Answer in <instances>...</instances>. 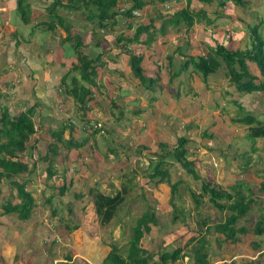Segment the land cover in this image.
Returning <instances> with one entry per match:
<instances>
[{
	"label": "rangeland",
	"instance_id": "374dc122",
	"mask_svg": "<svg viewBox=\"0 0 264 264\" xmlns=\"http://www.w3.org/2000/svg\"><path fill=\"white\" fill-rule=\"evenodd\" d=\"M57 1L66 4L68 0H20V8H16L17 0H10L13 6L9 5L12 7V17L18 23L20 14H37L35 3L45 2L48 5L49 2ZM69 1L74 14L65 17L62 4L56 6L53 12L54 20L57 17L63 19L61 23L62 26L67 24L68 36L74 37L72 41L64 42L65 47L54 38L62 33L56 22L54 26L58 30L51 32L49 36L41 34L37 38L25 39L17 31L13 36L6 33L4 42L7 44V38L12 37L20 49L37 53L46 73L51 74L58 67L64 70V82L57 89L61 99L73 98L74 92L79 95L82 91L80 88L88 86L70 76L72 71L80 73L77 56L85 55L86 59H93L90 66L94 74H90L89 78L94 84L88 88L92 98L86 104L92 110L84 113V127L88 128L89 133L102 126L103 129L93 135L100 140V147H105L102 134L106 130L114 135L111 138L120 144V150L116 152V156L109 155L105 150L97 155L91 142L93 136L89 137L90 133L84 136L85 131H77L73 138L82 146L71 151L63 146L64 140L56 142L49 135V131H61L60 128L55 129L50 122L43 118L37 120L34 115L31 119L36 132L21 158L30 172L17 178L19 182L27 179L25 190L32 195L34 206L25 221L18 220L11 213L0 216L1 231L7 226L18 233L9 239L7 245L0 239V264H67L63 261L65 257L72 259L69 264H102L111 246H115L124 257L132 229L145 212L152 214L156 220L140 240V246L152 256L147 264H161L157 261L159 254L177 248L182 249L183 255H190L195 243L187 244V241L196 237L199 231L207 242L209 264H264V236L255 237L249 233L239 236L240 242L234 245L215 240L223 237L216 234L212 226L224 217L226 211L219 212L214 209L207 201L208 196L200 191L203 182L226 188L242 180L258 199L257 204L251 207L237 225L249 229L259 215L264 216V196L257 191L258 184L264 179V139H251L244 125L231 122L232 119L248 113L246 109L239 107L248 106L241 104L245 93L229 87L222 68L209 75L206 84L201 83L200 76L195 75L191 66L178 76L169 75L170 71L178 72L186 58L202 56L210 47L214 48L215 44L225 45L232 50L248 48V28L255 25L264 44V0H240L241 3L236 5L230 0H214L208 5L194 3L189 10H204L209 22L201 20L187 31H183L185 27L180 26L173 29L169 22L163 27L164 35L159 33L161 19L165 16L170 19L174 12L184 6V0L164 3L159 0H145L151 2L142 10H135L133 18L126 20L118 14L117 25L105 29L98 27L95 19L88 21L86 16L94 12L92 7L83 6L81 1ZM117 1L115 8L118 11L130 6V0ZM41 19L49 22L44 16ZM149 23L151 26L148 32L141 34L137 43L125 46L124 43L116 41L119 35L124 38L131 37L138 25ZM127 24H131L132 28H127ZM92 29L96 38H91L88 34ZM148 35L151 40L144 44ZM74 41L79 42L80 46L73 48L71 44ZM95 43L98 44L97 47H93ZM0 51L3 52L1 46ZM104 51L112 57V61L102 56ZM131 53L145 57L142 61L143 68L147 71L144 73L145 78L152 77L148 72L158 75L157 81L151 87L153 93L145 90L137 79H131L132 73L129 75L127 72L125 76ZM97 54L101 56L98 57ZM20 63L23 66L25 60H20ZM246 65L250 75L256 77L255 83L259 82L261 78L255 66L248 62ZM1 68L4 71L10 69L7 62ZM115 71L122 75L118 78L120 93L138 91L141 105L139 101L138 104L134 103L129 96H125L126 101L119 100L116 90L106 86L113 79ZM12 72L16 74L17 70L12 69ZM103 78L106 79L105 82ZM258 93L251 94L259 97L264 104V93ZM230 98L239 104L235 101L234 104ZM74 101L76 102L75 99ZM96 101H101L98 106L93 105ZM17 106L18 104L14 106V113L17 112ZM134 106L137 108L134 109ZM249 110L251 116L259 119V113L254 111L257 109ZM133 111L141 114H134ZM221 115L223 118L224 115L227 117V120L221 117L222 123L219 120ZM261 115L259 120L264 122V109ZM150 118L152 120L149 122ZM131 122L137 123V126ZM132 126L135 129H131ZM141 127L146 129V134L140 133L142 139L138 137L135 141L137 136L129 137L130 129L134 133ZM182 136L187 139L185 155L192 162L191 168L197 173V180L167 154L175 147L176 138ZM206 136L208 137L205 138ZM35 139L37 144L33 149L31 146ZM84 140L85 144L91 145L85 146ZM49 142L50 145H55L54 155L47 154ZM162 143H165L162 147L158 146ZM253 147L255 152H251ZM38 154H47V160H52V166L49 167L51 175L48 176L45 170L48 161L40 160ZM162 157V168L167 171L168 178L161 183H155L158 178H150L149 174L153 165ZM247 160L248 169H242ZM173 182H177V185L174 193L170 194L168 184ZM63 184L66 188L60 193L59 188ZM122 188L125 190L123 201L116 208L114 216L108 223H100L94 212L93 194L112 196ZM191 194L200 201L198 206L194 205ZM7 200L11 203L17 202L15 189L5 180L0 183V206ZM173 216L176 217L175 220L172 219ZM3 235L0 234V237L4 238ZM255 244H258L257 248L253 246ZM54 260L58 261L53 263ZM189 260L190 258L183 257L166 264H190Z\"/></svg>",
	"mask_w": 264,
	"mask_h": 264
},
{
	"label": "trees",
	"instance_id": "16d2710c",
	"mask_svg": "<svg viewBox=\"0 0 264 264\" xmlns=\"http://www.w3.org/2000/svg\"><path fill=\"white\" fill-rule=\"evenodd\" d=\"M77 2H82L83 6H90L93 8L94 12L88 17V21L95 19V24L100 28H106L107 25L114 26L117 24L115 20L116 16L122 15L123 18L131 19L133 18V12L135 10H140L144 5V2L141 0H132L131 5L121 11L115 9L117 0H76ZM163 2V0H159ZM192 0H184V8L174 12L170 16V19L166 18L167 22H170L174 27L179 26L180 24L185 27V31L189 30L194 23H200V21L209 22V19L206 17L204 10H198L197 12H192L189 10V4ZM199 3L210 4L214 0H195ZM226 1V0H225ZM233 5L240 4V0H230ZM69 0L66 5H60L63 8L71 7ZM51 3L49 6V14L53 15L55 10V4ZM58 5V4H57ZM20 0H17L16 8H20ZM79 10V8L77 9ZM88 10V9H87ZM90 10V9H89ZM91 11V10H90ZM173 16V17H172ZM168 17V16H167ZM60 26L62 19L57 17L56 20ZM55 20L50 19V25H54ZM49 26V27H51ZM151 23L148 25H138L131 37H123L119 35L116 38L118 43H124L125 46L132 45L138 42L139 36L143 33H147ZM163 27V24H161ZM48 27V26H47ZM131 24H127V28H130ZM63 30L67 35L62 39L64 42H70L73 38L68 36V26H62ZM162 29L160 30V32ZM249 32V47L244 50H232L231 48L226 47L222 44H215V47H210L208 51L202 56L188 57L186 58L181 66L179 67L178 72H169L170 77L177 76L183 70H186L188 66L192 67V71L200 76L201 81L205 82L207 76L215 73L219 69H224V74L229 83H231L237 92L242 93H254V92H264V44L260 34L257 32V26L248 28ZM150 35L144 41V44L150 42ZM77 44V45H76ZM97 44V43H96ZM73 48L79 47V42H73L71 44ZM98 45V44H97ZM123 46V47H125ZM127 52V50H125ZM93 59H86L85 55H78L77 62L79 63L78 67L80 69V75L84 83L88 84L87 87H81L82 90L79 95L74 92L73 98L79 104L80 109L84 113L88 110V100L92 98L91 92L88 89L93 84V81L89 78L90 74L93 75V69L90 64L93 63ZM142 56L129 54V69L133 77L140 81L141 85L144 86L145 90L153 89L151 88L153 84L157 81L155 78H145L143 74V68L141 66ZM246 62L254 64L256 67L261 80L255 83L256 77L250 75L247 70ZM91 68V70H89ZM74 69L76 67L74 66ZM89 70V71H88ZM91 81V82H90ZM144 81V82H143ZM73 92V90H72ZM236 104L234 101H232ZM84 107V108H83ZM240 107V106H239ZM34 114V108L29 107L23 112H20L16 115H10L7 110H4L0 113V183L2 181H8L9 185L15 189V199L16 203H11L6 201L4 205L0 206L1 214H15L16 218L20 221H25L28 219L30 212L34 206V200L30 194L25 190L27 184V179L17 181V178L21 175H28V165L24 163L21 158L28 148L29 140L32 138L36 129L32 122V117ZM232 123H238L249 126L248 135L251 139H264V125H261L254 117L251 115L245 114L240 118L232 119ZM96 131H101L99 128H95L90 134H95ZM69 131L68 140H62V129L61 131L51 132V137L56 142H63V146L67 149H78L82 144L75 142L71 133ZM89 134V135H90ZM206 136L205 138H207ZM86 140H84L85 144ZM187 139L185 137H178L175 140V147L171 152H167L168 155L172 156L179 165L182 166L186 173H188L193 179H198L197 173L191 168L192 162L186 159L185 144ZM48 144L47 154L53 153L54 144ZM165 143H162L158 146H163ZM50 147V148H49ZM32 148V146H31ZM255 148H251V152H255ZM38 154L40 160L48 161L46 167V173L51 175V170L49 169L52 166V160H47L48 155ZM163 157L151 168V173L149 174L150 178H158L155 180V183H161L164 180H167V171L165 168H162ZM249 160V159H248ZM248 160L243 164L242 169H248L249 162ZM169 185L170 194L174 193L177 182H173ZM65 184L59 188V192L62 193L65 191ZM244 190V191H243ZM201 194L208 196L207 201L213 206L214 209L220 211H226L224 217L212 227L213 231L221 235L223 239H215L219 243L227 244H237L240 242L239 236H244L247 234H252L255 237L264 236V216L259 215L256 221L248 228L237 225L239 220L244 218L250 211L253 205L257 204L258 196L247 187V184L242 180L237 181L232 186H227L226 188H220L214 186L209 182H203L200 187ZM257 191L261 196H264V179L258 184ZM125 190L122 188L121 191L115 193L112 196L104 195L102 193L93 194V206L94 212L100 223H108L114 216L116 208L123 201V194ZM194 205L198 206L200 201L195 198L194 194H191ZM264 202V198H262ZM173 220L176 219L175 216L172 217ZM156 222L152 214L143 213L139 219L136 221L135 226L132 229V235L128 241V249L125 256L119 254L118 249L115 246H111L106 256L104 257L102 264H147L148 261L152 260V256L147 253V251L140 246V240L144 234H147L150 226L154 225ZM204 224V222H202ZM205 229L207 227H204ZM195 243V246L191 248L190 255H183L182 249L177 248L171 252L165 251L159 254L157 261L161 264H166L169 262H176L179 258L187 257L190 264H209L206 253V245L204 237L201 236L200 231L196 237H192L187 241V244ZM186 244V245H187ZM257 248L258 244L253 245ZM189 256V257H188ZM156 264V263H152Z\"/></svg>",
	"mask_w": 264,
	"mask_h": 264
},
{
	"label": "crops",
	"instance_id": "0c3cea01",
	"mask_svg": "<svg viewBox=\"0 0 264 264\" xmlns=\"http://www.w3.org/2000/svg\"><path fill=\"white\" fill-rule=\"evenodd\" d=\"M141 1L144 2V5L142 6V8L144 6H148L147 4L149 2H151V1H145V0H141ZM166 1H170V0H163V2H160V1L159 2L164 3ZM131 2H132V0L129 1V5H131L130 4ZM0 3H1V5H0V46L3 49V52L0 51V112H2L4 109V110H7V112L12 116V115H16L20 112H23L24 110H26L29 107H33L34 108L33 116L35 115V118H37V120L39 118H43L46 122H50L51 125H53V128H55V129L60 128V130L62 129V137H61L62 140L66 141L69 139V131L70 130L73 131L71 133L72 137L73 136L75 137V134L77 131H85L84 134H83V132H81V133L84 136H86V134H89L90 132L88 133V128L84 127V121L86 120L84 111H82L80 109L79 104L74 101V98H71V97L68 98V96H66L68 99H61L58 97V94H57L58 93L57 89L60 88L62 83L64 82V79H62V78L66 74L65 71L61 70L58 67L51 74L46 73L44 71V68H43L44 64L38 58L37 53H35V52L32 53L28 49H25V48L20 49V47L17 46V44H16L17 42L12 37L7 38V41H8L7 44H5V42H4V40H5L4 35H7L6 33H9L11 36H13V34L17 31L25 39H27L28 37L29 38H32V37L37 38L41 34H43V35L46 34L49 36L51 34V32L54 33V31L57 29L56 27L59 26V23L57 21H55L58 24L57 26H54V25L51 26L49 23L50 19L54 20V16L50 15L49 11H48L51 3L49 2L48 5H45V2H43V4L35 3L34 6L37 8V11H38L37 14L35 16H33L34 12H32V15L31 14L21 15L20 14L19 15L20 21L18 23L16 22L14 17H12V13H11L12 7L9 5L12 3L10 2V0H0ZM54 3H56V2H54ZM117 3H118V1H117ZM117 3H116V7H117ZM194 3L198 4L197 1L192 0L189 4V7H190V5H192ZM57 4H55V8H56V6H59L61 4L64 6L67 3L63 4V3H60V1H59ZM12 6H13V4H12ZM184 6H185V2H184ZM184 6L182 8H184ZM142 8H141V10H142ZM61 9L65 10V12H64L65 17H68L69 14H72V13L74 14V12H72L71 7L61 8ZM115 9H117V8H115ZM77 11L78 10H76L75 12H77ZM119 11H121V9ZM60 14H62V13H60ZM42 16H44L45 18H48L49 22L46 21V19H41ZM166 18H167V16H165V18L161 19L162 20L161 23L163 24V27L169 23L166 21ZM115 20H116V18H115ZM11 22H16V23L11 24ZM69 23H72V22L69 20ZM49 26H51V27H49ZM110 26H112V25H107L106 28H108ZM179 26L184 27L181 24ZM179 26H176V27H179ZM163 27L161 26V29H162L161 32L159 30V33L161 35H164ZM171 27L173 28L174 26H171ZM131 28H132V25L129 29H131ZM81 29H83V28H81ZM184 29H183V31H184ZM60 30L62 31L61 35L60 36H54V38L57 40V43H58V41H60L61 45L63 47H65L66 44L64 43V41H62V39L65 38L66 35H65V32H64L62 26H60ZM230 30H233V29H230ZM99 33H101V31H99ZM88 34L91 38L97 37L96 34L93 32V29ZM228 34H229V32H228ZM104 38H105V36H104ZM46 39H47V36H46ZM93 45H94L93 47L98 46L96 43ZM119 50H117V53ZM105 51L102 53V56H104V58L108 57V59L112 61V57L111 56L109 57L108 53H106ZM23 53H25V54H23ZM97 55H98V57L101 56V54H97ZM139 55H141V54H139ZM141 56H142V61H143V59H145V57H143V55H141ZM26 57H27V59H26ZM20 60H25V64L23 66H21ZM17 61H19L18 64H17ZM142 61H141V66L143 68L144 66H143ZM6 62L8 63V67H10V69H8L7 71H4L1 67ZM250 64H252V63H250ZM156 67H158V65ZM246 67L248 70L247 65H246ZM12 69L17 70V73L14 74V72H12ZM255 69H256V67H255ZM127 72H129V75L131 74L130 69L128 67H127V70L125 71V76H127ZM145 72H147V71L145 70V68H143V74ZM148 73L151 74L152 77L149 76L146 78H155V77L158 78V75L156 73H153V72H148ZM153 74H156V75L153 76ZM258 75H259V73H258ZM70 76L73 77V80L78 79V81L80 83L82 82V84L84 85V81L82 80L79 72L72 71ZM121 76H120L119 72L115 71V74H113V79L111 78L110 82H108L106 84V86L108 88H113V90H116V92L118 93L119 100L126 101L125 96H129L130 98L133 99L134 103L138 104V101H139V105H141V102L139 100L140 94L138 93V91H133L132 93H130V92H124L122 94L120 93L121 85H120L118 78H120ZM104 78H103V82H105V80H106ZM207 78H208V76H207ZM207 78H206L205 82L201 81V83L206 84ZM131 79L136 80L133 77V75H131ZM229 84H230V86H229L230 88L235 89L231 83H229ZM133 85H134L133 87L136 88V84L133 83ZM148 91H150L152 93L154 92L153 89H150ZM255 93L259 94L258 92H255ZM225 94H227V93H225ZM113 96H114V94H113ZM258 96H260V95H258ZM232 99L233 98H230L231 101H235ZM241 100H243V102H241V104H247L248 105L247 108L240 106L241 109H246L245 111L248 112L247 113L248 115H251V114H249V113H251V111L249 109H257L258 111L257 110H254V111L259 113V115H260L259 119H260V117H262L261 111H263V109H264V104L260 102L259 97H254L251 93H245V97L243 99L241 98ZM251 100H252V103H251ZM100 102L96 101L95 104H93V105L98 106ZM109 103L113 104L112 101H109ZM236 103L239 104L238 102H236ZM16 104H18V106L16 108L17 112L14 113L13 109H14V106ZM136 108L137 107L134 106V109H136ZM89 110H90V108L88 107V110L86 112H88ZM133 112H134V114L140 113L138 111H133ZM221 117L223 118V115H221L219 117V120L222 123L223 121H221L222 120ZM240 117H242V116H240ZM240 117H237V118H240ZM120 118H122V117H120ZM151 118L149 119V122L152 120ZM225 118L227 120V117L224 115L223 119H225ZM237 118H235V119H237ZM255 119L258 122L264 123V122H262V120H259L258 118H255ZM229 122L230 121H227V123H229ZM131 124H132V122H131ZM236 124H238V123H236ZM132 125L137 126V123H133ZM240 125H243V124H240ZM244 127L249 129V126H247V125H244ZM132 128L135 129L133 126L131 127V129ZM99 129H103V127L101 126ZM131 129L129 130V137L137 136V137H135V141L138 137H141L140 139H142L143 136H141L140 133L146 134V129H144V127L137 129V131H135L134 133H133V130H131ZM181 132H183V131H181ZM50 133H51V131H49V135L51 136ZM93 135L90 134L89 137L93 136ZM102 135H103L102 136L103 143L105 146L104 149H102L100 147V140H98V138H94V136H93V139L91 140V142L93 143V145L95 147V148H93L94 153L97 155H100L101 151L105 150V152L108 153L109 155L116 156V152L118 150H120V144H118L117 142H115L111 138V136H114V135L109 133V131L104 130V133ZM210 138H211V136H210ZM36 144H37V141L35 139L32 142V148L33 149L36 148L35 147ZM48 144H47V146H48ZM84 145L89 146L91 144H84ZM29 149L31 150V148H29ZM70 150L75 151L74 148H72ZM81 163H82V161H81ZM51 173H52V171H51ZM0 216H2L1 210H0ZM0 234H2V235L4 234L3 236L7 240L4 239L2 236L0 237V239L4 240L3 241L4 245H7V242L9 241V239L11 237L17 235L18 233L16 230H14V229L10 230V228H8L6 226V227L2 228V231L0 230ZM71 260L72 259H67L65 257V260H63V261L65 263L69 264V262H71ZM56 261H58V260H54L53 263H55ZM60 261H62V260H60Z\"/></svg>",
	"mask_w": 264,
	"mask_h": 264
},
{
	"label": "built area",
	"instance_id": "2783aa9c",
	"mask_svg": "<svg viewBox=\"0 0 264 264\" xmlns=\"http://www.w3.org/2000/svg\"><path fill=\"white\" fill-rule=\"evenodd\" d=\"M134 13V12H133Z\"/></svg>",
	"mask_w": 264,
	"mask_h": 264
}]
</instances>
